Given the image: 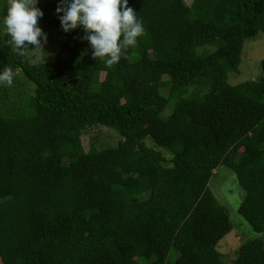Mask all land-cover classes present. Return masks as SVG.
Masks as SVG:
<instances>
[{"label":"trees","instance_id":"trees-1","mask_svg":"<svg viewBox=\"0 0 264 264\" xmlns=\"http://www.w3.org/2000/svg\"><path fill=\"white\" fill-rule=\"evenodd\" d=\"M59 3L38 5L65 36L53 62L16 55L0 30L14 73L0 86V264H165L171 250L173 264H264L260 239L223 260L233 226L208 188L229 169L238 214L264 233V59L263 75L228 82L264 36V0H128L145 34L111 66L62 31ZM94 126L119 141L85 150Z\"/></svg>","mask_w":264,"mask_h":264},{"label":"clouds","instance_id":"clouds-1","mask_svg":"<svg viewBox=\"0 0 264 264\" xmlns=\"http://www.w3.org/2000/svg\"><path fill=\"white\" fill-rule=\"evenodd\" d=\"M40 0H8L6 14L0 19V30L10 39L8 45L18 56L42 53L47 35L40 29L44 15L38 7ZM63 32L79 30L87 41L92 58L111 66L118 63L138 38L145 34L137 12L128 0H60L56 8ZM14 83L12 68L0 71V86Z\"/></svg>","mask_w":264,"mask_h":264},{"label":"rangeland","instance_id":"rangeland-1","mask_svg":"<svg viewBox=\"0 0 264 264\" xmlns=\"http://www.w3.org/2000/svg\"><path fill=\"white\" fill-rule=\"evenodd\" d=\"M42 1L40 0V2ZM184 1L186 4H190L192 0ZM40 29L47 35V44L44 47L46 55L43 59L44 54L42 53H28L27 58L31 64L53 62L59 46L65 40L64 34L53 26L48 25L45 20L40 24ZM239 57L240 65L238 69L228 74V82L231 85L253 80L257 76L263 75L260 69V62L264 59V36L259 34L253 40L246 41ZM17 76L20 79V75ZM103 76L101 75L100 80L103 79ZM90 138H95L100 144L113 145L119 141L116 133L102 126H94L82 136V146L85 150L88 149V140ZM212 174L208 188L216 201L225 209L233 226L232 231L219 242L218 251L222 254L223 260L232 262L235 257V251L241 243L251 239H260L264 242V233L255 234L237 212L244 192L239 186L236 176L224 166H219ZM177 256V253L171 250L165 264H173ZM138 263L142 264L143 262L139 261Z\"/></svg>","mask_w":264,"mask_h":264}]
</instances>
